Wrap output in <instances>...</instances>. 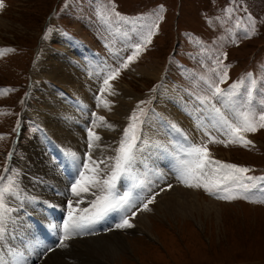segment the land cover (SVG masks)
I'll use <instances>...</instances> for the list:
<instances>
[{
    "label": "rangeland",
    "instance_id": "obj_1",
    "mask_svg": "<svg viewBox=\"0 0 264 264\" xmlns=\"http://www.w3.org/2000/svg\"><path fill=\"white\" fill-rule=\"evenodd\" d=\"M3 4L4 7L0 8V18L7 26H0V50L12 49V51H0V175L4 177L0 184H6L9 177L16 182L19 196L9 193L6 197L8 207L15 205L16 214L23 212L21 214L25 215V210H22L23 205H35L38 210L45 208L51 215L57 213L54 209L56 207L50 209L44 205L45 202L51 204L53 200L43 198L44 195L39 194L38 191L33 193L35 181H38L37 177L42 172L32 171L31 161H37L41 167L40 161H43L45 166L46 159H55L52 166L62 172L63 179L56 182L55 186L50 185L49 193L52 192L60 201L63 195L67 200L72 197L70 184L76 173L70 175L66 166L69 163V156L63 151H56L60 146L59 142L50 135L49 131L43 129L37 119L36 106L38 109H43L44 103L38 99L39 94L34 96L31 92L32 69L39 52L41 53L45 48L55 52L57 51L55 49L65 47L56 39L59 32L70 33L71 43L75 42L76 46L80 43L83 46L78 37L84 31L85 35L95 43L96 52L106 56V66L114 69L131 55L130 46L138 42L141 35L140 26L157 19L158 15L163 16L151 43L146 44L131 62V64L137 62L140 66H145L151 61L158 62L161 70L157 76L147 79L144 75L132 73L129 64L128 68L120 70L116 79L111 80L117 84L127 83L136 92L138 102L135 107L131 102L129 107L132 105L133 107L131 113L127 115L128 121L140 102H145L140 105L145 110V116L142 117L143 125L138 129L140 139L137 142L139 150L135 168L142 166L144 160L148 158L155 159L148 154L149 151H158L154 144L155 147L148 148L150 141L145 133L148 125L152 127L149 118L153 116L152 120H154L158 117L155 110L160 101L158 94L161 87L170 90L164 84L166 81H169L171 86H176L179 93L185 94L184 101L187 102L188 114L192 117L194 126H197L198 122H205L206 116L210 115L208 111L199 110L200 106L195 97L210 95L207 85L200 79L201 76L219 83L218 73L214 71L217 69V60L227 66L228 76L220 84L221 88L228 89L234 82L247 78L249 73L257 80L258 89L264 85V0H3ZM112 5L117 12L131 18L132 22L102 21L98 16V9L102 6L108 9ZM52 9L55 12L49 18ZM229 9L233 10L231 15L228 14ZM249 14L255 21V34L246 37L243 27L236 28L235 25L237 20H240L241 25L251 24L248 20ZM48 18L49 23L46 26ZM46 79L55 82V79L49 76ZM46 79L40 80L39 85L45 88L55 87ZM102 83L103 80L95 84L101 87ZM97 89L95 88L96 91ZM94 96L95 93L92 96L95 103ZM219 106L217 104V107ZM29 110H33V114ZM152 131L148 128V132ZM199 132L201 137L198 139V144L207 142L208 138L202 128H199ZM212 134L218 136L214 130ZM246 134L253 138L252 146L208 143V150L211 157L217 160L251 169L248 175L264 176V129ZM218 138L224 139L221 136ZM117 144L119 145V141ZM29 159H31L30 164L27 163ZM26 163L30 167L24 166ZM69 165L71 167L70 163ZM160 169L167 172L170 178H172L170 175L177 174L170 172L172 168L163 165ZM149 174L157 176L159 172L151 170ZM22 175L33 176L30 185L24 184ZM161 189L148 191L145 198L147 202L155 197L148 205L150 210H146L151 215L149 218L152 219L148 234L139 231L130 232L131 228L115 227L124 215L133 221L137 217L132 216L133 212L144 213L143 205L137 206L140 207L139 210L133 206V209L127 213H122L120 209L113 210L94 224L96 230L92 227L93 233H89L90 235L103 230V234L109 235L110 231L116 230L117 233H123L127 240H131L133 245L132 252L128 249L126 254L102 256V264H264V203H253L243 198L221 200L209 195L203 188H197L202 201H209L210 198L219 201L218 212L212 210L207 213L205 208L197 207V210H192L193 214L187 217L179 213L171 215L165 210H159V205L156 203L159 201ZM143 191L139 190V193ZM57 205L62 214L65 212L66 217V210L63 211L61 204ZM158 210L161 214L165 212L166 215H160ZM83 214L87 213L84 211ZM18 228H21L20 225L7 227V230ZM28 232L30 230L26 231ZM60 233L63 234V230L60 229ZM12 240L15 244L9 245L10 248H24L21 241L15 238ZM57 240L50 247L52 251L60 242L59 238ZM72 245L76 246L74 240ZM61 248L68 249V247ZM1 255L3 254L0 250V257ZM46 255L43 254L38 258L26 257L23 258V262L41 264ZM74 259V256H71L64 262L72 263ZM6 260L5 263L18 264L20 258H14L12 261L6 258Z\"/></svg>",
    "mask_w": 264,
    "mask_h": 264
},
{
    "label": "bare ground",
    "instance_id": "obj_2",
    "mask_svg": "<svg viewBox=\"0 0 264 264\" xmlns=\"http://www.w3.org/2000/svg\"><path fill=\"white\" fill-rule=\"evenodd\" d=\"M0 26H7L1 18ZM70 36V33L62 34L59 32L56 39L65 47H63V49H55L57 50L55 52L49 51L46 48L42 50L41 53L39 52L32 69L33 85L31 87V92L34 96L39 94L38 99L43 101V109H38V106H36L37 119L42 124L43 129L49 131L50 135L59 142L60 146L56 148V151H63L69 156V163L72 168L69 163L66 166L70 175L73 176L77 173V167L73 161L75 160L76 164H79L81 161L86 160L85 154L89 151L86 141L87 128L91 126V113L97 111V116H104L107 124L113 126L111 128L107 126H98L94 128V131L101 137V140L98 141L97 146L92 149V157L94 160L113 157L116 154L115 149L118 147L117 142L123 137V130L129 123L127 115L131 113L133 105L135 104L134 107L136 106L138 97L136 98V92L129 84L124 82L117 84L110 81L112 88L103 94V99L99 102L100 106H98L97 96L99 95L100 86L95 83L101 82L104 74L107 72V58L106 56H102L101 53L96 52L95 43L89 36L85 35L84 31L80 34V37H78L83 46L80 43L79 46H76V44H74L75 42L71 43ZM158 64V62L151 61L145 66H140L137 62H134L130 65V71L135 74L144 75V78L148 79L150 77H156L157 73L160 72L161 68ZM47 76L54 78L55 82L53 83L50 79H46ZM44 79L48 80L51 86H55L53 88L56 89L51 87L45 88L39 85L40 80ZM168 82L169 81H166L164 84L168 86L170 90L162 86L158 94V99L160 101H158V106H156L157 110H155V114H157V118H159V123L157 118L154 120H152L153 116L149 118V124H151L152 127L147 124L148 127L145 133V136L149 138L150 141L148 148L156 145L158 151H149L148 154L155 159L152 160L148 158L144 160L142 166H138L131 175L123 177L121 181L118 182L116 192L121 193L128 190L132 183H139L140 180L144 181L143 186L133 190L134 197L132 206L123 210L120 209V211L122 213H127V211L133 209V206L136 208L137 206L143 205V203L146 202L145 198L148 191L153 192L155 189L158 190V188H162L159 201L156 202L157 205H159V210H165L166 213L168 212L171 215L179 213L182 216L186 215V217L193 214L192 210H197V207L198 209H200V207L205 208L207 213L212 210L218 212L220 206L219 201L214 198H210L209 201H202L199 197L200 194L197 188L185 186L175 178L177 174L173 176L170 175L172 179L167 175V172L160 169L163 165L169 169L172 168L173 170H170V172H176L177 149L185 144V139L190 143H198V139L201 137L199 128L196 125L194 126L191 120L192 117L188 114L187 102L184 101L185 94L179 93L178 88H176V86H171ZM95 88H98L97 91ZM94 93L95 103L92 97ZM42 95L43 98H41ZM103 101H107L109 107H104ZM131 102L133 105L129 107ZM29 111L33 114V110ZM99 123L98 121V124ZM172 125H175V128H173ZM148 128L153 131L148 132ZM212 130L216 132L215 129ZM246 136L251 141H254L251 136L247 134ZM223 138L225 139V137ZM71 154H75V156ZM30 161L31 159H29L27 163L30 164ZM40 162L42 163L41 167L37 161H31L33 167L32 171L40 170L42 172L40 175L41 177H37L38 181H35V186L33 187L35 190H33V193H37L36 191H38L39 194L44 195L43 198L53 200V204L45 202L44 205L50 207V209L56 207L54 209L57 213L51 215L45 208H43V210H38L35 205H23L24 207L22 210L28 213H25V215L21 214L23 212L16 214V207L13 205L11 208L15 211L10 214L13 219L7 224V227H16L20 225L21 228L17 230L8 229L4 236L0 237V250L3 254L0 257V264H9L5 263V261H7L6 258L12 261L14 258H38V256L41 257L43 254L47 255L44 257L41 264H102V256H115L120 253L126 254L128 249L132 252L133 245L131 240H127L123 233H117L116 230H114V232L110 231L111 233L109 232V235L103 234L104 230L95 235H90L89 233H93L95 225L86 227L82 233L75 234L76 236L72 235L70 239L65 241L68 249H62L57 246L54 251H47L58 241L57 239H60L63 235L60 233V229L63 230L62 225L67 219V216L65 217V212L62 214L60 208H57L59 207L57 204H61L63 211L66 210V212H68V200L65 199L63 195V197L61 196L62 201H60L57 196L54 197L52 192L49 193L50 185L54 184L55 186L56 182L62 181L63 179L62 172H59L52 166L55 159L49 158L45 160L47 170L45 169L46 165L44 166V162ZM27 163L24 164V166H28ZM101 167H103V165H101ZM151 170L152 172L158 170L159 174L157 176H150L151 174L149 173ZM22 177L25 185H30V180H33V176L22 175ZM133 177H136V179L134 180ZM168 185H171V188H169ZM67 188H69L68 185ZM139 190L144 191L139 193ZM92 192H95L97 195L100 194L96 189H93ZM92 192L83 194L81 198L71 197L73 206L78 215H84L83 212L85 209L91 210V201L95 199ZM63 193H65V190H63ZM77 199H82V203L77 205L75 203ZM63 205H66V207ZM139 208L140 207H137L136 209L139 210ZM143 212L142 214H135L137 217L133 221L128 217L129 222L133 225L131 229L128 228L131 230H129L130 232L139 231L141 233H149V226L152 224V219L149 218L151 215H149L146 210H143ZM165 212L164 214L166 215ZM164 214L160 213V215ZM35 220H37V222ZM22 227L25 228L23 229ZM27 230H30V232L26 233ZM12 238L21 241L26 249H13L12 247L11 249L9 245L15 244ZM72 240L75 241L76 246L72 245ZM5 241L7 242L6 244L3 243ZM9 252H12V254ZM71 256H74V262H64Z\"/></svg>",
    "mask_w": 264,
    "mask_h": 264
},
{
    "label": "snow or ice",
    "instance_id": "obj_3",
    "mask_svg": "<svg viewBox=\"0 0 264 264\" xmlns=\"http://www.w3.org/2000/svg\"><path fill=\"white\" fill-rule=\"evenodd\" d=\"M3 0H0V8H3ZM162 7V6H161ZM232 9L228 10L231 15ZM98 16L106 23L112 20L125 21L131 23V18L123 16L115 10V6L111 8L98 9ZM163 20L162 15H158L157 19L146 22L140 26V38L138 42L132 44L131 55L119 65L117 68L107 67V72L103 77V83L99 89L97 96L98 106L103 99V94L112 88L111 80L118 77L121 69H126L129 64L143 50L146 44L151 43L155 31H158L159 21ZM248 20L251 24L241 25L240 20L236 21V28L243 27L246 37L255 34V21L249 14ZM0 51H12V49H4ZM226 57V54H224ZM219 83L212 79L201 76L200 79L207 85V91L210 95H197L196 101L199 103L200 111H208L210 115L205 118V122L197 123L198 128H202L204 135L208 138L205 143H190L185 139V144L177 149L176 152V172L177 179L187 187L203 188L209 195L217 199L231 201L237 198L251 200L253 203H264V176L248 175L251 169L236 164L226 163L215 160L211 157L208 150V143H228L240 144L248 147L253 145V141L247 138L246 133H255L259 129H264V85L261 89L257 88V80L249 73L247 78H242L228 89L220 87L228 76L227 66L222 65L220 60L216 61ZM7 91V90H3ZM114 94V93H110ZM140 102V105L144 104ZM217 104L220 106L217 107ZM137 106V110H133L129 117V124L123 130V137L119 141L118 147L115 149V156L107 157L101 160H94L92 157V149L97 146V142L101 137L94 131L95 127L107 126L104 116H97L92 113L91 126L87 128V145L89 151L85 154L86 160L76 164L77 173L70 184V193L73 197L81 198L83 194L92 192L96 189L100 194L95 192L92 194L95 199L91 201V210L85 209L87 215H78L73 206V200L67 201V219L63 222V235L60 238L58 247H67L65 241L74 234H80L90 225H94L103 219L109 212L116 209H126L132 206L134 197L133 190L144 185V181L132 183L128 190L121 193L116 192L117 184L125 176L131 175L137 163L138 145L140 139L138 129L143 125L145 110ZM104 107H109L107 101H103ZM98 121L100 122L98 124ZM175 128V125H172ZM215 129L220 139L212 134ZM11 155V153L9 154ZM75 156V154H71ZM103 165V167H101ZM7 171V169H5ZM135 180L136 177H133ZM4 177L0 175V181ZM171 188V185H168ZM259 197L257 198V193ZM9 193L19 196V190L16 182L9 177L6 184H0V237H3L7 224L10 222L11 213L15 211L8 207L6 197ZM155 197L143 203L144 210H150L148 205ZM75 203H82V199H77ZM132 215H135L133 212ZM116 228H131L133 225L129 222L127 215L121 218V221L115 225ZM49 248L47 251H52ZM18 264H24L21 258Z\"/></svg>",
    "mask_w": 264,
    "mask_h": 264
},
{
    "label": "water",
    "instance_id": "obj_4",
    "mask_svg": "<svg viewBox=\"0 0 264 264\" xmlns=\"http://www.w3.org/2000/svg\"><path fill=\"white\" fill-rule=\"evenodd\" d=\"M53 13H54V12H52L50 16H52V14H53ZM50 16H49V18H50ZM49 18H48V20H47V23H46V24H48V23H49Z\"/></svg>",
    "mask_w": 264,
    "mask_h": 264
},
{
    "label": "trees",
    "instance_id": "obj_5",
    "mask_svg": "<svg viewBox=\"0 0 264 264\" xmlns=\"http://www.w3.org/2000/svg\"><path fill=\"white\" fill-rule=\"evenodd\" d=\"M52 11H53V9H52ZM52 11H50V13H51Z\"/></svg>",
    "mask_w": 264,
    "mask_h": 264
}]
</instances>
